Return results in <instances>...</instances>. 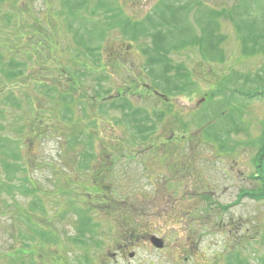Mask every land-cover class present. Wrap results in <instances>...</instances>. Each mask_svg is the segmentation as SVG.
I'll return each instance as SVG.
<instances>
[{
    "label": "rangeland",
    "instance_id": "obj_1",
    "mask_svg": "<svg viewBox=\"0 0 264 264\" xmlns=\"http://www.w3.org/2000/svg\"><path fill=\"white\" fill-rule=\"evenodd\" d=\"M0 1V62L21 76L11 80V91L40 96L32 113L11 108L0 119V139L24 144H16L21 162L11 183L2 177L0 156V264H212L217 251L223 264H264V200L238 199L243 189L262 192L251 175L264 97L244 93L264 90V0H78L84 28L68 26L63 0ZM88 30L93 43L85 39L82 47ZM159 33L167 60L189 70L190 92L166 99L151 97L152 86L140 88V80H152L140 71L148 60L143 51ZM128 45L137 47L126 54ZM97 63L103 71L84 69ZM258 72L259 85L245 84ZM62 74L77 82L72 89L87 99L85 107L75 102L69 110L43 92ZM6 82L0 93H7ZM205 91L215 96L202 100ZM143 127L152 131L145 139ZM87 140L92 152L85 151ZM97 165L111 166V179L90 182ZM21 182L31 192L14 189ZM66 182L112 183L117 196L86 195ZM152 234L163 248L150 243Z\"/></svg>",
    "mask_w": 264,
    "mask_h": 264
},
{
    "label": "trees",
    "instance_id": "obj_2",
    "mask_svg": "<svg viewBox=\"0 0 264 264\" xmlns=\"http://www.w3.org/2000/svg\"><path fill=\"white\" fill-rule=\"evenodd\" d=\"M74 2H70L69 0H66V3H65V6L66 7H76V9L80 8L79 6L84 4V3H79L78 0H73ZM200 1V0H198ZM1 2V1H0ZM1 6H2V3H1ZM0 6V7H1ZM5 13V12H4ZM214 15H217V13H213ZM3 15V13H0V16ZM8 18H10L9 16H7ZM157 36V35H156ZM163 37L161 35L158 36V41H162ZM80 41V44L82 46L85 45V39H82L80 38L79 39ZM151 52L154 53L156 55V58L160 61H162L163 57H167V52L168 51H144L145 54H148L149 56H151ZM168 66L169 68H165V67H161L159 69V77L160 79H158V81L163 85L165 86V90L167 89H171L169 88L170 86L172 87L173 85V90L175 89L176 91H180V90H183V86H181L180 83H178L177 81V78L178 77H181L183 78L186 75L185 72H180V71H177L175 75H169L168 72L171 71V66H170V63H168ZM162 70V72H161ZM1 75H4L5 76V80H8L9 77L8 75H10L9 73H13L12 71L9 72V69L7 70V72L5 73H2L0 72ZM165 73L167 75H165ZM8 78V79H7ZM2 79H4L3 77L0 78V82L2 81ZM163 80H165L166 82H172L174 83L173 85L169 84V83H166L164 82ZM184 85H187V83L185 82H182ZM58 90V89H56ZM164 90V91H165ZM1 97H0V119H4L6 120V115H5V111H7L8 109H11V108H14V111L17 112L19 109H22L24 107V99L23 98H20V97H17L16 95H14L13 92H8L7 94H0ZM2 127V122L0 121V128ZM262 144L264 146V133L262 135ZM14 142V141H13ZM0 152L7 155V156H11V157H18V153H17V150L15 149L14 146H12L11 143H6L5 141H3L2 139H0ZM264 156V154L262 155V157ZM5 161V160H4ZM16 166H12L11 164H8L6 163V170L7 172H10L13 168H15ZM257 197L258 196H261V197H264V192H258L256 193Z\"/></svg>",
    "mask_w": 264,
    "mask_h": 264
},
{
    "label": "flooded vegetation",
    "instance_id": "obj_3",
    "mask_svg": "<svg viewBox=\"0 0 264 264\" xmlns=\"http://www.w3.org/2000/svg\"><path fill=\"white\" fill-rule=\"evenodd\" d=\"M153 161H155V160H153ZM167 168H168V166H166ZM215 258V257H214ZM212 264H220L219 262H218V259L217 258H215V259H213V262H212Z\"/></svg>",
    "mask_w": 264,
    "mask_h": 264
}]
</instances>
